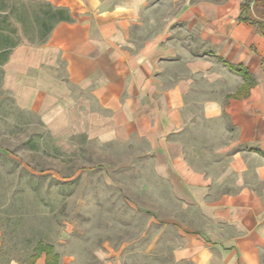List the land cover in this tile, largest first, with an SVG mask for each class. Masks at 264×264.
<instances>
[{
  "label": "crops",
  "instance_id": "0c3cea01",
  "mask_svg": "<svg viewBox=\"0 0 264 264\" xmlns=\"http://www.w3.org/2000/svg\"><path fill=\"white\" fill-rule=\"evenodd\" d=\"M42 1L71 20L8 53L2 87L15 107L61 153L95 142L147 164L167 202L153 223L173 234L175 262L264 264V37L238 20L253 0ZM206 140L214 151L197 165L191 148ZM118 253L104 244L89 257L117 264Z\"/></svg>",
  "mask_w": 264,
  "mask_h": 264
},
{
  "label": "rangeland",
  "instance_id": "374dc122",
  "mask_svg": "<svg viewBox=\"0 0 264 264\" xmlns=\"http://www.w3.org/2000/svg\"><path fill=\"white\" fill-rule=\"evenodd\" d=\"M11 30L0 19V264H29L38 242L73 253L76 264H99L89 254L104 244L119 251L109 260L117 264H184L171 257L170 230L153 223L167 202L147 164L95 142L61 153L37 118L15 107L1 77ZM207 142L191 148L197 165L214 151Z\"/></svg>",
  "mask_w": 264,
  "mask_h": 264
},
{
  "label": "trees",
  "instance_id": "16d2710c",
  "mask_svg": "<svg viewBox=\"0 0 264 264\" xmlns=\"http://www.w3.org/2000/svg\"><path fill=\"white\" fill-rule=\"evenodd\" d=\"M239 9L240 12H250V16L239 15L238 20L250 22L264 37V0H253L251 8L249 2H243ZM0 19L8 20L12 26L11 35L15 36L7 47L3 62L10 50L21 44L22 40H27L29 44H34L35 41V44H43L59 23L71 20L67 9L53 7L42 0H0ZM229 68L242 76L245 75L239 69L231 66ZM41 254L45 255L46 264H57L58 255L55 254L53 246L42 242H38L34 247L29 264H33Z\"/></svg>",
  "mask_w": 264,
  "mask_h": 264
}]
</instances>
